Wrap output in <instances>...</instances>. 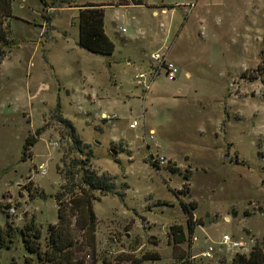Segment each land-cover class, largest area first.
<instances>
[{
  "label": "rangeland",
  "instance_id": "374dc122",
  "mask_svg": "<svg viewBox=\"0 0 264 264\" xmlns=\"http://www.w3.org/2000/svg\"><path fill=\"white\" fill-rule=\"evenodd\" d=\"M87 2L103 4L110 54L77 43ZM4 28L0 264L28 254L26 222L43 249L58 200L80 187L93 198L96 264L145 252L158 259L142 264H230L264 250V0H12ZM157 49L178 67L174 79L151 76ZM28 135L36 140L22 158ZM75 255L91 260L86 244Z\"/></svg>",
  "mask_w": 264,
  "mask_h": 264
},
{
  "label": "trees",
  "instance_id": "16d2710c",
  "mask_svg": "<svg viewBox=\"0 0 264 264\" xmlns=\"http://www.w3.org/2000/svg\"><path fill=\"white\" fill-rule=\"evenodd\" d=\"M11 1L0 0V62L4 56L3 46L8 44L4 20L11 14ZM138 3H141L138 1ZM103 4L87 2L77 7L78 21V45L90 52L99 54H110L114 44L105 34L103 29ZM73 135V131H72ZM74 136V135H73ZM34 135H28L22 144L21 156L25 158L30 145L35 142ZM87 184V179L82 177ZM187 178V175H184ZM89 184H92L89 182ZM88 184V185H89ZM186 184V183H184ZM103 189V187H102ZM186 190V187L184 191ZM92 194L89 189L80 187L78 194H71L67 203L58 200L56 205L57 221L47 226L45 236L46 244L40 248V230L32 221L26 222L20 229L22 244L28 252L24 255L20 264H76L78 257L75 252L79 251L84 244L88 246L91 260L88 264H96L94 226L95 216L91 208ZM187 214V226L189 235L193 229L191 209L195 203L182 204ZM177 234L174 236L176 242L184 240L185 235L178 225H172ZM75 234H84L87 237L84 244L78 241ZM82 244V246L80 245ZM7 246L0 232V247ZM156 253H143L140 257H132L129 264H142L144 260H156ZM9 264H16L10 261ZM191 264V263H187ZM230 264H264V250L253 246L249 253H235Z\"/></svg>",
  "mask_w": 264,
  "mask_h": 264
},
{
  "label": "built area",
  "instance_id": "2783aa9c",
  "mask_svg": "<svg viewBox=\"0 0 264 264\" xmlns=\"http://www.w3.org/2000/svg\"><path fill=\"white\" fill-rule=\"evenodd\" d=\"M149 56L155 63V65H152V68L150 70L151 72L149 71L152 77L155 74H157L160 69H163V71H164V73L168 79H174L175 78L176 74L178 73V67L171 60H169L164 53L157 50V51L150 53ZM135 78H136V83L138 85H140L144 90H147L149 88L151 80L147 79L146 72L137 73L135 75ZM129 127L135 128L136 122L135 121L130 122ZM52 145H57V142L56 141L52 142ZM154 160L157 161V159H154ZM162 161H163V158L159 157V160L157 162H162ZM44 173H45V168L43 167V169L41 170V174H44ZM9 210L11 212H13L12 207H10ZM222 240H223V243L228 245L230 248H241V246H242V243L239 240H233L227 234H223ZM202 254L205 257L211 256L209 251L203 252Z\"/></svg>",
  "mask_w": 264,
  "mask_h": 264
},
{
  "label": "crops",
  "instance_id": "0c3cea01",
  "mask_svg": "<svg viewBox=\"0 0 264 264\" xmlns=\"http://www.w3.org/2000/svg\"><path fill=\"white\" fill-rule=\"evenodd\" d=\"M157 50H158V49H157ZM167 51H168V50H167ZM167 51H166L165 53L163 52L166 56H167ZM185 75H188V73H185Z\"/></svg>",
  "mask_w": 264,
  "mask_h": 264
}]
</instances>
